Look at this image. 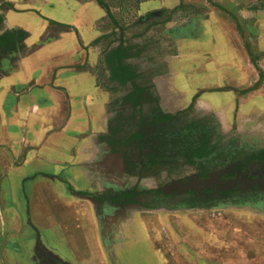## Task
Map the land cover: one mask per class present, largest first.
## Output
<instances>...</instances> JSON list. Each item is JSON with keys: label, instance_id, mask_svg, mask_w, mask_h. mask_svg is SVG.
Returning a JSON list of instances; mask_svg holds the SVG:
<instances>
[{"label": "rangeland", "instance_id": "obj_1", "mask_svg": "<svg viewBox=\"0 0 264 264\" xmlns=\"http://www.w3.org/2000/svg\"><path fill=\"white\" fill-rule=\"evenodd\" d=\"M103 1L108 12L96 0H0V33L10 29L26 33L21 49L1 58L0 71L14 69L20 57L32 54L62 32H70L80 43L83 37L105 36L91 45V53L84 48L86 59L80 67L92 71L109 93L111 124L118 125L116 137L126 141L137 131V108L116 103L130 88L107 84V71L101 63L103 50L116 45L122 37L127 43L141 46L140 57L129 62L143 73L144 86L157 96L155 80L161 76L159 87L168 94L165 100L169 107H159L160 111L170 115L185 111L183 118L177 114L176 119L156 125L151 116L154 105L145 103L143 117L149 123L142 133V145L133 140L118 148L123 169L126 158L133 173L125 172L128 177L120 184L88 189L95 191L97 198L105 199L96 202L97 224L105 228L101 246L110 250L105 259L113 262L115 249L126 242L122 264H264V186L225 191L181 188L191 180L208 177H264V117L224 126L215 113L200 109L207 108L205 103H197L204 91L199 75L201 65L207 58L213 64L214 58L226 50L231 51L233 58L237 52H246L252 66L255 81L250 87H241L239 94L264 92V45L256 50L252 46L260 29H264V0ZM149 12L155 16L140 22L139 18ZM8 13L21 20H7ZM72 23H77L80 32ZM228 32L237 40L233 46L229 44ZM28 37L34 38L29 46L24 42ZM189 74L188 83L194 93L188 100L184 75ZM224 89L228 88L218 90ZM189 123L191 126L185 131L179 126ZM183 133L187 144L193 146L202 135L210 153L192 163H183V150L174 148L172 152H180L173 162L156 165L138 178V170L154 150L150 149L152 145L164 139L169 145L163 151L172 156L168 149L179 138L183 140ZM131 189L159 192L139 194L129 204L124 198L118 199L122 205L115 202L121 192Z\"/></svg>", "mask_w": 264, "mask_h": 264}, {"label": "crops", "instance_id": "obj_2", "mask_svg": "<svg viewBox=\"0 0 264 264\" xmlns=\"http://www.w3.org/2000/svg\"><path fill=\"white\" fill-rule=\"evenodd\" d=\"M7 20L21 18L8 13ZM95 37L80 43L62 32L20 57L14 69L0 71V264L123 263L126 242L115 249L113 262L105 259L110 250L101 246L105 228L97 224L96 207L104 198L88 191L128 177L123 158L107 141L113 113L109 93L92 71L80 67L84 48L91 53ZM227 37L233 46L237 40L230 32ZM33 39L24 42L29 46ZM259 45H264V29L252 44ZM232 56L226 50L213 64L205 59L199 74L204 91L197 103H205L200 109L215 113L224 126L264 117L263 91L239 94L255 81L246 52ZM188 77L189 100L194 92ZM161 80L155 85L163 109L169 104ZM223 87L228 89L218 90ZM121 97L116 103L122 104Z\"/></svg>", "mask_w": 264, "mask_h": 264}, {"label": "trees", "instance_id": "obj_3", "mask_svg": "<svg viewBox=\"0 0 264 264\" xmlns=\"http://www.w3.org/2000/svg\"><path fill=\"white\" fill-rule=\"evenodd\" d=\"M99 6L102 8H105L108 10L107 5L104 3L103 0H96ZM154 12H149L146 15L139 18V21L142 22L144 20H147L150 17H154ZM1 23V18H0ZM1 28V27H0ZM26 36V33L21 29H10L5 30L0 33V60L4 55H9L11 53H15L19 51L22 47V41L24 40ZM105 36H100L96 38L92 44L97 43L99 40L104 38ZM117 41V44L114 46H108L106 47L102 52V58L101 63L104 66V69L108 72V82L116 87H122L127 88L129 87L130 90L124 94V96L121 97L122 104L127 103L132 105L133 107L137 108V112L139 115L138 125H137V131L132 135V137L129 140L123 141L120 138H117L119 128L118 125L111 126V129L109 128V138L108 143L110 144L112 151L117 152L118 148H120L124 143L129 144L131 141H135L137 144H141L140 140L142 139V133L146 126H148L145 121V118L143 117V110H144V104L145 103H152L154 105L153 109L151 110V116L153 117L152 124H164L168 123L172 119H176L177 114L185 117V111L177 112L174 115L170 114H164L160 111L158 106V100L159 97L157 94L151 92L148 90L145 84L144 76L141 71H139L138 67L131 64L129 60L135 59L140 57L141 55V46L136 43H127L126 41H123L122 37L119 38ZM118 101V100H117ZM177 122V121H176ZM180 128L185 131L186 128H190L191 124H187L185 126L179 125ZM180 129V130H181ZM180 134V133H179ZM182 139L179 138L177 142H173L170 145L169 151H173V149L177 150H183L182 156L184 158L183 163H192L196 159H202L206 157L211 149L208 146L207 140L203 138L202 135L198 136L194 140V146L193 144H187L185 139V133L182 134ZM197 141H200V143H195ZM165 140L158 141L157 144H153L152 148L154 150H151V153L148 154V161L146 163H143L138 170V178H142L146 176L151 170L156 166H163L169 162H173L174 159L177 158V152H172V156H168L165 154V151H163L166 147ZM142 145V144H141ZM169 145V144H168ZM157 150V151H156ZM172 160H169V159ZM168 160V162H167ZM262 161H264V155L261 158ZM124 164L125 169L128 173H133L132 169L128 166V161L126 158H124ZM127 165V166H126ZM149 165V168H146V166ZM145 167V168H144ZM159 190H147L143 192H136L135 189L127 190L124 192H121L118 196L116 201H118L119 198H124L125 203H132L131 198L136 197L139 194H151V193H158Z\"/></svg>", "mask_w": 264, "mask_h": 264}, {"label": "water", "instance_id": "obj_4", "mask_svg": "<svg viewBox=\"0 0 264 264\" xmlns=\"http://www.w3.org/2000/svg\"><path fill=\"white\" fill-rule=\"evenodd\" d=\"M259 173V172H258ZM257 175V173L253 174ZM260 187L264 186V177H245L236 176L226 180H221L218 177H208L205 179L191 180L187 185L181 187L183 190H201V189H213V190H233L235 188H247V187Z\"/></svg>", "mask_w": 264, "mask_h": 264}, {"label": "flooded vegetation", "instance_id": "obj_5", "mask_svg": "<svg viewBox=\"0 0 264 264\" xmlns=\"http://www.w3.org/2000/svg\"><path fill=\"white\" fill-rule=\"evenodd\" d=\"M236 177V176H235ZM240 177V176H239ZM206 190H209V189H206ZM202 191V190H201Z\"/></svg>", "mask_w": 264, "mask_h": 264}]
</instances>
